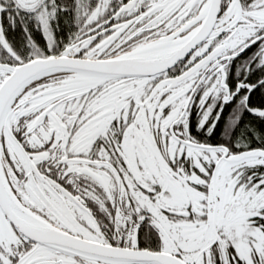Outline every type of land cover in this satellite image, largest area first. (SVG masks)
I'll return each instance as SVG.
<instances>
[{"label": "snow or ice", "instance_id": "snow-or-ice-1", "mask_svg": "<svg viewBox=\"0 0 264 264\" xmlns=\"http://www.w3.org/2000/svg\"><path fill=\"white\" fill-rule=\"evenodd\" d=\"M0 264H264V0H0Z\"/></svg>", "mask_w": 264, "mask_h": 264}, {"label": "trees", "instance_id": "trees-1", "mask_svg": "<svg viewBox=\"0 0 264 264\" xmlns=\"http://www.w3.org/2000/svg\"><path fill=\"white\" fill-rule=\"evenodd\" d=\"M13 35H15L16 38H19L21 35L19 29H17L14 34L11 31H9V36H13Z\"/></svg>", "mask_w": 264, "mask_h": 264}]
</instances>
